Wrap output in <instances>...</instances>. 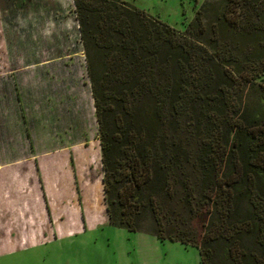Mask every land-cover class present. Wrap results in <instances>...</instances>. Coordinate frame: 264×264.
<instances>
[{
  "label": "trees",
  "instance_id": "16d2710c",
  "mask_svg": "<svg viewBox=\"0 0 264 264\" xmlns=\"http://www.w3.org/2000/svg\"><path fill=\"white\" fill-rule=\"evenodd\" d=\"M73 3L108 223L196 247L201 264H264V0H206L183 33L123 1ZM181 101L192 148L161 114Z\"/></svg>",
  "mask_w": 264,
  "mask_h": 264
},
{
  "label": "rangeland",
  "instance_id": "374dc122",
  "mask_svg": "<svg viewBox=\"0 0 264 264\" xmlns=\"http://www.w3.org/2000/svg\"><path fill=\"white\" fill-rule=\"evenodd\" d=\"M119 1L144 11L179 33L184 32L197 10L206 2ZM74 9L73 0H0V125L4 142L0 146V161L8 158L9 147L22 145L26 135V146L30 149V139L35 153L52 149L55 144L68 143L79 136H87L94 153L71 155V166L78 168L77 174L83 176L87 185L90 179L101 177L103 201H100L106 209L99 126ZM181 102L183 108L178 106V114L170 112L168 103L165 107L168 110H163L161 114L165 124L179 123L175 139H181L186 147L192 148L196 145L198 131L195 123H187L192 112L185 110L184 101ZM54 123L56 125L52 127ZM164 129L166 139L170 140L172 130ZM16 134L20 139L18 143ZM28 153L29 150L18 155L23 157ZM76 186L73 205L77 224L62 223L60 228L54 224L51 229L44 218L42 230L40 224L36 225L38 239L30 240L32 245L27 248L1 253L0 264H201L196 247L177 241H160L153 235L128 232L103 221L97 228L82 229L80 225L81 231L68 233V228L81 224L78 220L83 217L82 202L85 198L79 185ZM92 188L95 192V186ZM97 192L99 195V189ZM95 200L93 198L92 205H96ZM62 201L74 209L68 202L69 198L64 197ZM30 207L33 211L34 208ZM60 207H63L61 203ZM205 224L192 222L185 236L203 244L207 229ZM11 233L14 236L17 234L15 231ZM27 233L31 238L34 232L29 229ZM36 243L40 244L33 245ZM214 262L221 264L217 259Z\"/></svg>",
  "mask_w": 264,
  "mask_h": 264
},
{
  "label": "crops",
  "instance_id": "0c3cea01",
  "mask_svg": "<svg viewBox=\"0 0 264 264\" xmlns=\"http://www.w3.org/2000/svg\"><path fill=\"white\" fill-rule=\"evenodd\" d=\"M87 116H85V120H88ZM17 117L19 118V113H17ZM48 121H50V116ZM55 125V123L54 125L51 124L52 127ZM69 127H71L70 124ZM69 129L71 130V128ZM19 131L23 133L21 129ZM26 136L22 145L9 147L8 158L0 161V254L24 249L32 245L30 240L38 239V233H35L38 230L36 225L40 224L42 230L45 223L44 218H46V223L51 226V229L54 224L57 227L62 223L77 224V220H74L75 208L73 205L77 184L83 198H85L82 202L83 217L82 220L80 217L78 220L81 224L68 228V233L79 232L81 228L85 229V227L97 228L102 225L100 224L102 221L108 223L104 203H101L103 201L100 192L101 177L92 181L90 179L89 185H87L83 176L80 177L77 174L78 168L71 166V155L94 153V148L91 144L89 145V137L79 136L68 143L55 144L52 149L35 153L30 139L28 140L30 149L26 146L28 135ZM2 137L3 129L0 125V146L4 144ZM15 138L19 139L17 134ZM18 139L17 143L20 142ZM51 139H54V136H51ZM18 149L21 151L18 152ZM28 150L29 153L26 156L20 157L18 155ZM94 186L95 192L92 188ZM64 197L69 198L68 202L73 206V210L70 206L64 205L62 201ZM93 198L96 199V205H92ZM60 203L63 205L62 208ZM29 204L34 208V212ZM79 213L81 214V209H79ZM64 214H67L68 219ZM29 229L34 232L31 234V238L27 233ZM12 231L17 232V234L12 235ZM59 232H61L60 229Z\"/></svg>",
  "mask_w": 264,
  "mask_h": 264
}]
</instances>
